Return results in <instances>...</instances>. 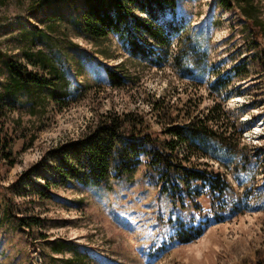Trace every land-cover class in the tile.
<instances>
[{"label":"rangeland","instance_id":"1","mask_svg":"<svg viewBox=\"0 0 264 264\" xmlns=\"http://www.w3.org/2000/svg\"><path fill=\"white\" fill-rule=\"evenodd\" d=\"M35 1L0 0V50L22 61L23 49L47 51L70 81L69 97L39 117L19 108L0 120L14 162L0 161V264H264V69L235 8L170 0L149 15L148 4L131 0L133 16L152 17L161 34L159 43L137 31L144 54L130 58L114 33L102 40L79 33L82 0H46L37 13ZM257 1L264 19V0ZM121 61L131 77L113 86L107 68ZM159 98L167 115L150 110ZM213 104L226 112L214 125L224 138L206 156L188 150L181 160L198 176L150 170L142 156L131 176L107 183L55 179L51 151L105 113L140 110L148 132L163 139L164 128ZM185 150L179 145L176 153ZM173 178L180 195L172 193ZM63 241L73 250L51 252Z\"/></svg>","mask_w":264,"mask_h":264},{"label":"trees","instance_id":"2","mask_svg":"<svg viewBox=\"0 0 264 264\" xmlns=\"http://www.w3.org/2000/svg\"><path fill=\"white\" fill-rule=\"evenodd\" d=\"M45 1L36 0L31 9L37 13L40 4ZM164 1L170 2V0H143L139 5L148 4L149 7L144 8L150 15L154 7L161 9ZM218 2L221 6L235 8L242 21V27L249 33L250 39L247 37L245 42L252 43L251 47L255 49L252 57L256 64L264 69V47L259 45V40L264 39V19L261 17L258 4L260 2L257 0H218ZM77 21L80 22L77 28L79 33L89 39L102 40L109 34H116L125 45L129 46L130 58L137 53L144 54L143 48L139 46H142L145 40L136 33L140 29L160 43L159 26L152 23V17L151 19L135 18L131 10V0H82ZM21 54L23 61L0 50V77H2L0 120L2 121L9 112L19 108H25L30 116L39 117L45 113L50 104L61 105L69 97L70 81L47 51L41 48L35 52L23 49ZM123 65L124 62L121 61L113 68H107V79L111 85L120 87L131 77L128 71L123 69ZM162 100L163 98H159L150 102V110L155 114L160 113V116L168 114V102L164 105ZM225 114L226 112L218 104H213L205 114L190 116L189 122L164 128L161 133L167 137L161 139L148 132L145 114L140 110L105 113L97 121L92 122L80 138L66 142L51 151L55 179L59 182L75 180L84 185L107 183L122 174L131 176L142 156L146 158L145 163L149 165L150 170H153L151 166L155 165L163 168L167 173L182 170L185 178L198 176L197 170L183 168L181 160H189L191 155H188V150L200 151L201 155L206 156L210 143L224 138L222 133L224 130L220 126L214 128V125L222 120ZM11 141L7 132L3 130V123L0 122V161L8 162L9 165L14 163ZM179 145H184L187 150L176 153ZM259 149H264V146ZM209 179L212 185H215L217 181L215 177L210 176ZM43 183L44 186L49 184L47 180ZM170 187L174 195H180L184 189L176 178L171 179ZM6 201L7 199L4 200ZM18 222L19 225L28 226L22 219ZM200 231L199 226L192 236H186L181 241H189ZM63 249L68 252L73 250L63 241L53 246L51 252L58 254ZM77 255L73 253L70 260L75 259Z\"/></svg>","mask_w":264,"mask_h":264}]
</instances>
